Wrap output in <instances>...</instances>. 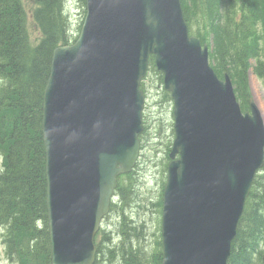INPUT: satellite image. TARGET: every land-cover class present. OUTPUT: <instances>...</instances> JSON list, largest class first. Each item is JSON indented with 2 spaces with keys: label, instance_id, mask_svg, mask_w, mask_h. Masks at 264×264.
Wrapping results in <instances>:
<instances>
[{
  "label": "water",
  "instance_id": "1",
  "mask_svg": "<svg viewBox=\"0 0 264 264\" xmlns=\"http://www.w3.org/2000/svg\"><path fill=\"white\" fill-rule=\"evenodd\" d=\"M76 42L54 50L43 97L51 264H93L117 177L134 167L149 55L174 103L161 264H227L263 164L264 127L189 37L179 0H85ZM178 160H174L176 155Z\"/></svg>",
  "mask_w": 264,
  "mask_h": 264
},
{
  "label": "trees",
  "instance_id": "2",
  "mask_svg": "<svg viewBox=\"0 0 264 264\" xmlns=\"http://www.w3.org/2000/svg\"><path fill=\"white\" fill-rule=\"evenodd\" d=\"M29 1L36 6L32 15L41 34L35 45L27 33L23 0H0L1 243L5 247L4 257L15 264H50L42 102L53 51L72 42L73 31L65 0ZM80 2L84 7V0ZM180 3L189 33L202 44L211 45L209 60L215 73L219 78L231 79L240 107L247 111L251 61L264 88V0H180ZM151 75L161 81L153 57L149 58L147 78ZM142 87L143 83L140 87L143 91ZM147 129L145 124L140 136L142 148ZM262 172L247 199L228 264H253V253L261 243L264 246V168ZM134 174L135 171L117 179L115 194L123 204L129 200L126 191L133 192ZM123 179L128 185L122 184ZM116 206L111 205L110 213L117 212ZM108 235L100 230L95 237L94 264H116V252L111 250L113 240ZM99 236L103 239L99 240ZM142 254L146 253L132 252L128 260L141 264ZM161 259L158 240L151 264H161ZM149 261L146 257L145 264ZM254 264H263L262 258L258 257Z\"/></svg>",
  "mask_w": 264,
  "mask_h": 264
},
{
  "label": "rangeland",
  "instance_id": "3",
  "mask_svg": "<svg viewBox=\"0 0 264 264\" xmlns=\"http://www.w3.org/2000/svg\"><path fill=\"white\" fill-rule=\"evenodd\" d=\"M27 13V33L32 42L40 39L41 35L34 22L33 11L36 8L29 0H23ZM65 8L69 15L73 37L78 33L83 21V9L80 0H65ZM254 65L253 62H251ZM252 68V67H251ZM145 97V121L148 129L145 133L144 148L140 157V165L137 173L132 176L131 187L133 186L132 195L125 204L121 199H115L117 210L123 205L124 217L129 231L127 235L121 234L123 229L122 217L117 212L112 213L105 220L102 231L107 233L114 232L111 237L113 240L112 251L116 256L120 253L132 251L135 254H142L139 258L141 264H145V258H150L160 240L161 213L159 204L161 201L162 185L166 180V154L170 152L173 135V105L169 96H166L162 84L155 75H151L144 81ZM248 92L249 100L261 116L264 127V92L261 82L252 72L248 75ZM152 138V139H151ZM149 141L146 144L147 140ZM123 185H128L123 179ZM143 228V233L140 232ZM1 234V230H0ZM104 237V235L102 234ZM99 236V240H102ZM1 239V237H0ZM0 258L4 259L3 245L0 241ZM115 260V259H114ZM13 262V263H12ZM0 264H15L14 261H3ZM108 264V263H106ZM119 264V261H116Z\"/></svg>",
  "mask_w": 264,
  "mask_h": 264
},
{
  "label": "bare ground",
  "instance_id": "4",
  "mask_svg": "<svg viewBox=\"0 0 264 264\" xmlns=\"http://www.w3.org/2000/svg\"><path fill=\"white\" fill-rule=\"evenodd\" d=\"M126 194L128 196H131L132 195V191L128 189L126 191ZM126 206L127 205H123L121 208H119L117 210V215L119 217H122L123 218L122 219L123 229L121 231V234L122 235H127L128 232L131 231V230H129V227L127 226V223L125 222L124 209H125ZM140 230H141L140 232L143 233V231H144L143 228L140 229ZM114 234H115L114 232H110L109 235H108V238H111ZM121 254L122 253H120L117 257L115 256V258H114L116 261H119V264H134V262L128 260V258L131 257L132 251H130V252H125L124 251L123 254L122 255Z\"/></svg>",
  "mask_w": 264,
  "mask_h": 264
}]
</instances>
